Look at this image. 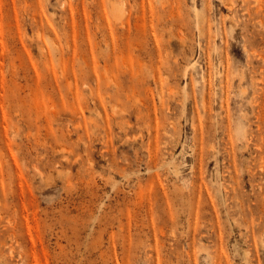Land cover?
Masks as SVG:
<instances>
[{
    "label": "rangeland",
    "instance_id": "1",
    "mask_svg": "<svg viewBox=\"0 0 264 264\" xmlns=\"http://www.w3.org/2000/svg\"><path fill=\"white\" fill-rule=\"evenodd\" d=\"M114 3L0 0V264H264V0Z\"/></svg>",
    "mask_w": 264,
    "mask_h": 264
},
{
    "label": "bare ground",
    "instance_id": "2",
    "mask_svg": "<svg viewBox=\"0 0 264 264\" xmlns=\"http://www.w3.org/2000/svg\"><path fill=\"white\" fill-rule=\"evenodd\" d=\"M116 0H108V8H109V16L107 18V23L109 22V20H111L110 18H115L118 20V18H120V5L114 3ZM231 2H229L230 5ZM149 5V4H148ZM231 6H233L231 4ZM231 6H228V8H230ZM247 8V7H246ZM245 8V9H246ZM149 10V9H148ZM248 13V11H247ZM119 21V20H118ZM112 24V21H111ZM113 27V26H112ZM110 28V27H109ZM110 33V32H109ZM107 45V44H106ZM109 45V44H108ZM231 77V76H230Z\"/></svg>",
    "mask_w": 264,
    "mask_h": 264
}]
</instances>
